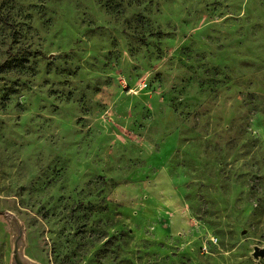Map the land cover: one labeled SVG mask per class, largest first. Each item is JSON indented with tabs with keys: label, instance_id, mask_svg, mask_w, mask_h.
<instances>
[{
	"label": "rangeland",
	"instance_id": "obj_1",
	"mask_svg": "<svg viewBox=\"0 0 264 264\" xmlns=\"http://www.w3.org/2000/svg\"><path fill=\"white\" fill-rule=\"evenodd\" d=\"M264 0H0V264H264Z\"/></svg>",
	"mask_w": 264,
	"mask_h": 264
},
{
	"label": "water",
	"instance_id": "obj_2",
	"mask_svg": "<svg viewBox=\"0 0 264 264\" xmlns=\"http://www.w3.org/2000/svg\"><path fill=\"white\" fill-rule=\"evenodd\" d=\"M254 257L255 258H263L264 259V247L263 248H260V249H257L254 252Z\"/></svg>",
	"mask_w": 264,
	"mask_h": 264
}]
</instances>
